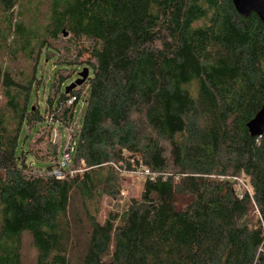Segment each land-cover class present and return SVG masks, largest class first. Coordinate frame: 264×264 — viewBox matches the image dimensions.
<instances>
[{"label": "trees", "instance_id": "1", "mask_svg": "<svg viewBox=\"0 0 264 264\" xmlns=\"http://www.w3.org/2000/svg\"><path fill=\"white\" fill-rule=\"evenodd\" d=\"M20 6L0 0L9 33L24 29ZM48 12L45 38L69 36L87 77L66 93L56 72L41 113L35 79L21 86L0 64V264H23L24 237L35 264H264V135L247 127L264 107L257 13L233 0H49ZM48 119L69 143L37 159L28 144L51 137ZM137 170L150 174L139 199L101 222V200Z\"/></svg>", "mask_w": 264, "mask_h": 264}, {"label": "rangeland", "instance_id": "2", "mask_svg": "<svg viewBox=\"0 0 264 264\" xmlns=\"http://www.w3.org/2000/svg\"><path fill=\"white\" fill-rule=\"evenodd\" d=\"M48 8L49 0H21V6L17 8L15 13L18 14L17 21L21 22L24 29L27 28L26 34H31L28 37L26 36L28 41L25 43H21V37L24 35H20L24 29L20 33H9L6 14L0 10V64L10 71L12 78L21 86L27 85L31 78L35 79L30 89V99L31 103L39 106L41 113L44 111L46 96L49 94L50 81H52L56 72L59 71L56 75L57 78H64V85L68 86L77 80V75L84 69L83 65L74 64L77 60L75 57L78 48L69 36H60L56 42L45 38V27L48 24L49 17ZM88 43V41H84L83 47H87ZM58 58L59 60L66 58L65 60L70 66L55 64ZM86 60L87 56L83 55L78 58L77 62L84 64ZM37 82H39L38 88L36 86ZM5 104L6 100L0 93V109L4 108ZM31 108L33 111L35 110V106ZM78 109L82 115L84 113L83 108ZM47 124L53 127L51 137L48 136L49 132L46 129H41L28 144L30 152L35 153L37 159L49 158V145L53 141V132H56V125L50 119L47 120ZM64 130H61L60 134H56L57 139L53 142L56 151L64 150V146L66 148L68 146L69 134ZM20 139L23 141V135ZM21 147H24V145H21ZM29 162L34 163V160L29 158ZM144 171L137 170L120 174L118 197H104L101 200L98 214L101 222L104 221L108 213H119L124 209L127 202L139 199L142 182L146 176H144ZM237 189L241 192L246 191L245 185L240 181H238ZM22 255L23 264H35L36 253L27 237H24L23 240Z\"/></svg>", "mask_w": 264, "mask_h": 264}, {"label": "water", "instance_id": "3", "mask_svg": "<svg viewBox=\"0 0 264 264\" xmlns=\"http://www.w3.org/2000/svg\"><path fill=\"white\" fill-rule=\"evenodd\" d=\"M234 8L242 17H248L251 12L257 13L264 25V0H233ZM87 77V70H83L78 74V80L72 83L66 90L69 93L71 90L80 86ZM248 130L253 136L264 135V107L261 113L248 124Z\"/></svg>", "mask_w": 264, "mask_h": 264}, {"label": "built area", "instance_id": "4", "mask_svg": "<svg viewBox=\"0 0 264 264\" xmlns=\"http://www.w3.org/2000/svg\"><path fill=\"white\" fill-rule=\"evenodd\" d=\"M75 102H77L76 97H72L69 100H67L66 105L67 107H71ZM84 107V103L82 101L77 102V107L76 110L78 108L82 109ZM79 112V109L76 111ZM53 142H55V140L57 139L56 134L58 135V132H53ZM72 152V149H70V153ZM70 161V157L69 154L67 152H64V154L61 156L60 160L58 161V166L53 168L50 172L51 175H53L54 177H56L59 180L63 179V170L67 167V165L69 164ZM145 174L144 176H150L149 172L147 170L144 171ZM143 172V173H144Z\"/></svg>", "mask_w": 264, "mask_h": 264}]
</instances>
